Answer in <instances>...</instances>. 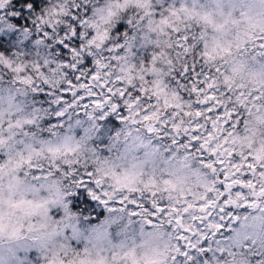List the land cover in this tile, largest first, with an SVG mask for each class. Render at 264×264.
Returning a JSON list of instances; mask_svg holds the SVG:
<instances>
[{"label": "snow or ice", "instance_id": "snow-or-ice-1", "mask_svg": "<svg viewBox=\"0 0 264 264\" xmlns=\"http://www.w3.org/2000/svg\"><path fill=\"white\" fill-rule=\"evenodd\" d=\"M162 3L116 0L118 10H142L126 19L132 34L117 36L118 25L101 27L116 15L110 0H56L23 35L39 33L35 43L59 54L53 49L29 67L13 58L19 52L0 50V73L32 93L46 89L57 120L41 129L49 109L33 107L15 120L9 111L5 128L0 109V249L7 239L16 248L37 245L46 264H141L138 235L163 241L143 264H237L234 248L264 252V62L257 59H264V12L241 10L236 18V0H212L213 10L179 0L157 11ZM39 8L40 0H0V25L13 30ZM137 44L150 49L139 60ZM250 46L258 69L241 57ZM80 112L88 122L82 135L75 129L84 121L73 122ZM113 114L123 127L109 153L124 145L114 158L92 142L97 118ZM79 201L109 213L87 234L74 211ZM113 228L123 237L118 243ZM26 240L32 244L20 243Z\"/></svg>", "mask_w": 264, "mask_h": 264}, {"label": "trees", "instance_id": "trees-1", "mask_svg": "<svg viewBox=\"0 0 264 264\" xmlns=\"http://www.w3.org/2000/svg\"><path fill=\"white\" fill-rule=\"evenodd\" d=\"M48 3V0H40V8L39 10H36L35 14L32 16H26V22H22L21 26H17L13 30H9L7 28H4L2 25H0V45H2V48L0 50L7 49L9 50V54L15 55V53L24 51L25 53L29 55H35L38 60H41V56H47L50 52H52L53 49H55L56 53H60V49L56 48L55 45H52L51 48L47 47V45H37L35 43V40L40 38V34L33 31L32 36L29 37L27 40L24 38L23 35V29L25 27L32 29L33 28V21L35 19V15H38L40 11L43 9V7H46ZM171 3V0H163V3L160 5H157V11H160L168 6V4ZM119 31H114V35L120 36L124 32L132 34L131 27L126 23L125 21H121L118 24ZM13 32L15 33L13 35ZM50 44L51 41H48ZM149 50L142 48L139 44H137L136 48H134V52L136 53V57H143L147 55ZM42 62V60H41ZM0 80H7V73H0ZM53 97L48 96L47 90L38 92V93H32L31 95V101H30V107L33 108H40V109H49V115L45 118V120L41 121L40 128L45 129L51 124L57 123L56 118L54 115L51 114V109L55 108V105L51 104V100ZM75 119H81L84 121L83 125L81 127H78L75 129L76 133L78 135L83 134V127L88 126L87 118L84 116V113H79L78 116L73 117V122ZM97 128L93 134V145L96 146L103 154L107 155L109 153V147L112 143V139L115 137V134L117 131H119L122 128L121 120L118 119V116L113 114L109 117L104 118L103 120H100L97 118L95 121ZM61 131H63L61 129ZM42 137H50V134L41 131ZM74 211H76L80 217L81 221V227L85 229V227L98 225L100 224L108 215L109 213L104 209L102 205H99L97 202H91L90 204H84L82 201L76 202ZM131 235V234H130ZM121 239H123L122 236L116 235V229H112V240L113 242L118 243ZM215 246V245H213ZM254 249L259 252L260 251V241H257V244L253 246ZM234 252H238L241 254H238L234 259L237 261V264L239 262L243 261L244 264H258L259 261L264 260V252H261L259 255H250L249 253L245 252L242 248L241 249H233ZM20 260L22 258V254H19ZM25 259L35 262L36 261V254L29 253L24 254ZM223 259V258H222Z\"/></svg>", "mask_w": 264, "mask_h": 264}, {"label": "clouds", "instance_id": "clouds-1", "mask_svg": "<svg viewBox=\"0 0 264 264\" xmlns=\"http://www.w3.org/2000/svg\"><path fill=\"white\" fill-rule=\"evenodd\" d=\"M110 2L113 4V10L116 12V15L113 17L110 24L101 25L102 28L108 27L110 30L114 31L115 27L121 21H125L128 16L135 18L136 12H142V10L133 9L131 6H129V8L127 9V12H125L123 9L118 10L115 8L116 0H110ZM54 3H56V0H48L46 7L50 9ZM173 3H176V5L179 6V0H171V3H169L168 6L172 5ZM189 4H190V0H189ZM199 4H202L205 6L204 10H213L215 8V5L212 3V0H199ZM44 8L45 7H43V9ZM227 10H228V7H227V3H226L225 4V11H227ZM241 10L248 12L250 16L258 17L262 12H264V7H262L258 3V0H236V11L234 13L236 18H240V11ZM100 15H106V12H104L102 14H97L96 18L98 19V17ZM89 18H90V20L93 19V17H91V15ZM146 29H147V25L145 24V25H141L139 28H136V31L139 35H146ZM229 38H231V37H229ZM141 43H143V41H141ZM145 49L150 50L149 48H145ZM9 55H11V54H9ZM253 55H255V51L250 46L249 52L246 54L242 53L241 57L244 59H247L249 61V66L251 68L258 69L259 64L254 63L251 60V57ZM13 58L18 60V62H23V63L27 64L29 67H31L36 62H41V60L46 58V56L42 55L41 60H38L35 55H29V54L25 53L24 51H20L19 56L18 57L14 56ZM52 58H55L54 54H53ZM140 58L141 57H136V60H139ZM237 58H240V57H237ZM257 59L260 62H264V59H262V58H257ZM130 62L135 63L136 61H133L130 57ZM176 67H177V70L179 71L180 62L177 63ZM0 72H3V70L0 69ZM169 83H170V81H169ZM17 88H20L24 94L17 92L16 91ZM31 95H32V92L30 89L25 88L23 85H19V84H16L13 82V75L11 73H7V80H0V109H3L5 112V118H4L5 128L7 125L8 118H9L8 117L9 111H11L13 114L11 117L13 120H15L18 117L23 118L25 115H27L31 112V109H32L30 107ZM10 97H12L11 101L9 99ZM10 103H11V107H10ZM17 106L22 108L23 111H18ZM38 123L41 124V121H38ZM25 130H28L31 132H36V135L38 137L41 136V132L37 131L35 128H26ZM14 131H19V130H14ZM7 135H8V132L5 131V136L7 137ZM22 138H23L22 136L18 135L15 139L18 140V139H22ZM121 140H123V137H121ZM12 143H15V141H12ZM17 147H19V146L17 145ZM123 147H124L123 143L116 144L115 147L112 149L111 153L107 154V155H110L111 157L114 158L117 155L118 150L122 151ZM103 155H105V154H103ZM125 166H127V165L125 164ZM19 175L23 179V170L19 173ZM65 183H67V181H65ZM5 184H7V177H5ZM29 198H31L30 195H29ZM238 211L240 214H243L245 211H248V210L239 209ZM37 219H38L37 217H33L34 221H36ZM235 226L238 227V225H235ZM25 235H38V233H31V234L25 233ZM142 242L144 244L143 247L140 246ZM20 243L28 244V245L32 244L31 240L21 241ZM65 243H67V242H65ZM127 244H128L129 248L132 247V245H133L132 240L129 239L127 241ZM72 246H73V248L78 249V248L83 246V241H81V245H79V246L75 245L74 243ZM9 247L16 248V244L15 243L10 244L9 241H7V239H6L4 242L3 249H8ZM32 247L37 249V245H32ZM104 247L105 248L108 247V244L106 242L104 244ZM162 247H163V241H158V240H155L153 238H148V237H145L144 240L141 241V238L137 235L135 251H136L137 258L141 259V264H143V257L145 255L152 256L153 249H156V248L162 249ZM52 248H53V245L50 244L49 245V251H48L47 255L51 254ZM127 250H128L127 248L123 249V251H127ZM110 251L106 252L104 254L110 256ZM69 254L71 255V253H69ZM39 255H40L39 264H46L45 260L41 258L42 255H44V254L39 252Z\"/></svg>", "mask_w": 264, "mask_h": 264}, {"label": "rangeland", "instance_id": "rangeland-1", "mask_svg": "<svg viewBox=\"0 0 264 264\" xmlns=\"http://www.w3.org/2000/svg\"><path fill=\"white\" fill-rule=\"evenodd\" d=\"M118 119H120L119 116H118ZM252 214H256V213H252ZM93 226H95V225H93ZM91 227L90 226L85 227L86 234H87V230L90 229ZM223 235L226 237L228 235H231V233L225 232ZM29 253H33V254L35 253L36 254V256H35L36 261L35 262H31V261L25 259L26 257L24 254H29ZM19 254H22L23 259H21V260H23L25 262V264H39L40 255H39V250L36 248H33V247H27L26 249L25 248H14L13 252H9L8 249H0V257H2L4 259L5 264H19V262H20L19 260L21 257Z\"/></svg>", "mask_w": 264, "mask_h": 264}]
</instances>
